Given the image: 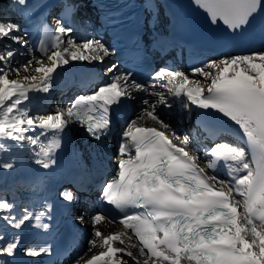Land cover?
Segmentation results:
<instances>
[{"label": "snow or ice", "instance_id": "obj_1", "mask_svg": "<svg viewBox=\"0 0 264 264\" xmlns=\"http://www.w3.org/2000/svg\"><path fill=\"white\" fill-rule=\"evenodd\" d=\"M195 3L211 23L223 22L233 32L249 26L262 7V0ZM59 8L55 27L48 17L39 20L40 56L31 47L27 52L13 47L27 46L26 30L0 17V153H10L7 141L17 148L27 142L35 163L49 169L73 126L102 150L123 103L140 95L142 105L136 118L122 126L115 174L100 189L102 201L119 215L95 211L89 216L93 231L88 252L74 264H128L123 256L134 264H264V50L209 60L187 73L161 67L149 82L120 72L113 63L103 70L108 81L89 94L76 96L56 112L32 115L25 102L31 101V93L50 92L58 68L71 61L103 65L112 55L101 39H75V29L66 22L78 12L72 0H61ZM8 9L28 19L39 12L30 0H8ZM169 96L189 112L195 106L232 122L242 143L220 141L202 155L199 150L192 154L191 137L177 133L160 116L162 107H173ZM147 120L153 126L138 123ZM13 167L0 161V169ZM60 195L69 203L76 200L68 190ZM50 210V205L39 211L18 209L0 198V264H12L5 258L14 259L21 249L30 258L51 254L50 247L24 246L19 235L29 225L47 230ZM85 216L87 210L81 219ZM104 222L119 223L123 230L104 235L98 227ZM96 248L103 250L85 259Z\"/></svg>", "mask_w": 264, "mask_h": 264}, {"label": "bare ground", "instance_id": "obj_2", "mask_svg": "<svg viewBox=\"0 0 264 264\" xmlns=\"http://www.w3.org/2000/svg\"><path fill=\"white\" fill-rule=\"evenodd\" d=\"M7 6H8V1H6V0H3V3L0 4V8H3V9H6ZM6 12H7L6 10L5 11H0V17L7 18V17H5L6 16L5 15ZM10 19L13 20L12 18H10ZM13 21H15V20H13ZM21 35H23V34L21 33ZM90 36L100 39L98 36L92 35V33L90 34ZM13 47L18 48L22 52H27V48L31 47V46L28 43L27 46H24V47H21L19 45H13ZM18 58L19 59H25V57H18ZM109 61H112V57L111 56L107 57L106 60H105L106 63L109 62ZM71 62L78 63L80 61H71ZM92 64L93 65H98L95 62H93ZM177 69L181 70L182 68L179 66ZM183 71H185L186 73L188 72L186 70H183ZM24 74L25 73H23V72L21 73V75H24ZM12 78H16V77L12 76ZM157 90H161V89L158 88ZM33 94L34 93H31V96ZM65 95H68V94H65ZM168 98H169V100L173 101V107H172L171 113H170L171 115L170 116H162L161 118L166 123H169L170 125H172V127L176 130L177 133H179L180 135H184V134H181V132H186L189 129L190 123H191V112H189L186 109H182L180 107L179 103L177 101H175V99L173 97L169 96ZM140 99H141V96L138 95L137 99L133 100V102H134V104L136 106V111L134 112L131 120L135 119L136 115L141 110L142 105L140 103ZM34 102H35V99H34L33 103ZM57 102H58V107L57 108H51V107L48 106L47 110L42 112L41 114H46V113H49V112H53V110H54V112H56L58 110V108H61V107L64 106V101L57 100ZM33 103H26L25 105L30 109L32 107ZM161 109H160V112L163 111ZM138 123H143V124H147V125H153V122L151 120L139 121ZM170 132H171V130H169V133ZM189 148H190L192 153H195V150H197L195 143H193V145H191ZM0 161H10V162H12L14 164V167L12 169H10V170L0 169V183H3V181L5 179H10V175L14 172L15 168H18V167L21 168L19 170V172L25 171L24 170V163L25 162L17 157V152L16 151H13L11 153H0ZM78 202H81V201H78ZM86 210L88 212V216H85L84 219L82 220L81 217L85 213ZM93 211H95V210H94L93 206H91V205H88L85 208H82L80 205H77L75 207V211H74V214L76 216H78V218L82 222L87 224L88 232H89L90 235L92 234L93 229H92V223H91V220L89 219V216L93 213ZM98 227L100 228L101 232L102 233L104 232L105 234H107L108 232H119V231H122V229L118 225H116L114 223L104 222L101 225H99ZM91 238H92V235H91L90 239ZM88 241L86 243V247L87 248L89 247ZM116 245H118L120 247H123V245L119 244V242H116ZM118 256H119V254H118ZM123 259L127 260L128 264H134V262L127 256H123ZM74 262H75V260L74 261H70L69 264H74Z\"/></svg>", "mask_w": 264, "mask_h": 264}, {"label": "rangeland", "instance_id": "obj_3", "mask_svg": "<svg viewBox=\"0 0 264 264\" xmlns=\"http://www.w3.org/2000/svg\"><path fill=\"white\" fill-rule=\"evenodd\" d=\"M9 43H10V41H9ZM10 78H12V77H10ZM53 105H51L50 107H52ZM53 108H56V106H53ZM135 111H136V106H135ZM134 111V112H135ZM171 111V110H170ZM159 112H160V110H159ZM134 114V113H133ZM171 114L170 113H164L163 111H161L160 112V116L162 117V116H170ZM94 212V211H93ZM103 234H104V232H103ZM91 237V235L89 234V238ZM119 255H122V254H119Z\"/></svg>", "mask_w": 264, "mask_h": 264}]
</instances>
